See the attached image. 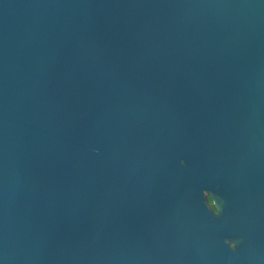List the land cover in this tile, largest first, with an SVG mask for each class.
<instances>
[{
	"label": "water",
	"instance_id": "95a60500",
	"mask_svg": "<svg viewBox=\"0 0 264 264\" xmlns=\"http://www.w3.org/2000/svg\"><path fill=\"white\" fill-rule=\"evenodd\" d=\"M0 264H264V0H0Z\"/></svg>",
	"mask_w": 264,
	"mask_h": 264
},
{
	"label": "clouds",
	"instance_id": "9594fccd",
	"mask_svg": "<svg viewBox=\"0 0 264 264\" xmlns=\"http://www.w3.org/2000/svg\"><path fill=\"white\" fill-rule=\"evenodd\" d=\"M203 196L207 198V204L206 207L214 214L219 215L220 214V208L217 206L216 202H214L213 197L210 195V193L207 190L203 191ZM230 248L235 249L236 243L235 241L227 240L225 241Z\"/></svg>",
	"mask_w": 264,
	"mask_h": 264
}]
</instances>
